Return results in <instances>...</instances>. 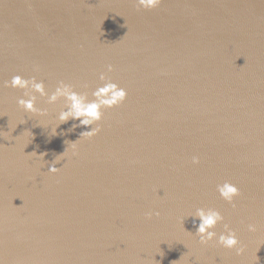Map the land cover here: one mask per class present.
<instances>
[{
	"label": "water",
	"instance_id": "obj_1",
	"mask_svg": "<svg viewBox=\"0 0 264 264\" xmlns=\"http://www.w3.org/2000/svg\"><path fill=\"white\" fill-rule=\"evenodd\" d=\"M15 75L127 95L80 138ZM197 208L244 251L200 244ZM0 264H264V0H0Z\"/></svg>",
	"mask_w": 264,
	"mask_h": 264
},
{
	"label": "clouds",
	"instance_id": "obj_2",
	"mask_svg": "<svg viewBox=\"0 0 264 264\" xmlns=\"http://www.w3.org/2000/svg\"><path fill=\"white\" fill-rule=\"evenodd\" d=\"M138 9L152 10L157 8L162 0H133ZM111 71V66H108ZM100 80L104 81L105 76L100 75ZM5 87L20 89L23 91L25 98H19L17 105L27 113L43 115L44 112L36 107L37 96L47 97L48 104H54L58 99L63 98L65 104L64 109L58 114V121L61 123L67 122L69 119L78 121V124H73L72 128L84 127L86 130L80 133L81 137H91L98 131L92 125L101 120L102 109L112 108L122 103L126 98V90L116 83L106 82L103 86L98 87L92 92V99L83 93L75 91L71 85L60 82L55 90L48 94L45 90L43 81H37L35 77L25 79L20 75H15L10 81L4 82ZM75 142H71L72 147H75ZM64 153V152H63ZM63 153L61 155H63ZM59 155V156H61ZM44 154H40L43 158ZM58 157V156H57ZM59 160L55 158L48 166L50 173H56L58 168L55 166ZM193 163H198V159L193 157ZM216 191L221 199L229 204H233L234 198L240 194L239 188L228 181L216 186ZM234 206V205H233ZM193 217V224L196 228L195 235L199 238V243L206 245L209 242L215 241L217 245L224 249L235 250L237 255H240L244 249L240 245L236 232L233 231L227 224H224V231L217 235L214 229L223 221V216L219 211L213 208H197ZM198 221V223H197ZM255 225L249 224L248 231L254 232Z\"/></svg>",
	"mask_w": 264,
	"mask_h": 264
}]
</instances>
